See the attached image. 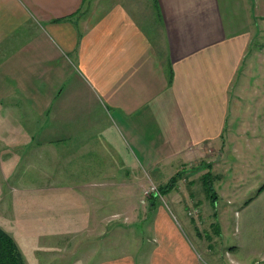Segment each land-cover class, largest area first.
<instances>
[{"label":"crops","instance_id":"obj_1","mask_svg":"<svg viewBox=\"0 0 264 264\" xmlns=\"http://www.w3.org/2000/svg\"><path fill=\"white\" fill-rule=\"evenodd\" d=\"M173 168L214 203L255 191L241 208L260 206L264 238V0H0V229L25 264L62 257L60 238L88 212L97 225L106 197L84 179L79 214L60 220L51 181L121 171L143 197L145 171ZM127 211L129 247L90 245L85 264H209L155 201Z\"/></svg>","mask_w":264,"mask_h":264},{"label":"rangeland","instance_id":"obj_2","mask_svg":"<svg viewBox=\"0 0 264 264\" xmlns=\"http://www.w3.org/2000/svg\"><path fill=\"white\" fill-rule=\"evenodd\" d=\"M47 132L49 138L48 148H53L56 144V139L52 129L47 130ZM130 157L131 154L128 158ZM130 165L131 167L127 169L129 171L134 170L132 163ZM231 165L225 166L223 175L226 173L231 174ZM234 167H238V164H234ZM174 169L172 172L174 173V175L172 174L173 176H175L176 171ZM149 172H144L143 182L139 179V182L135 181L133 185L138 186L139 184L140 186L142 182L141 187L144 190L149 184H153L159 191V187H165L169 183L167 179H154L151 176L152 173L150 172V174ZM197 172L199 173V169H197ZM187 173L185 171L181 175L183 178L178 180L179 182L174 186V191L170 194L167 192L166 195L159 191L160 197L158 195H149L148 200L151 202L155 201L156 204L158 203L159 206L167 210L169 216L179 224L183 233L186 234L192 250L202 259V262H208L209 264H236V262H233V257H235L239 259V264H264L263 216L260 206L254 205L241 208L248 199L253 197L255 191L252 192L253 194L250 193L245 196L236 195L233 202V196L223 194L217 200V203H214V194L212 195L213 199H210V194L206 193V191H200L199 185L195 188L193 187L192 190L188 187V183L185 181ZM138 174L137 172L133 173L136 177H138ZM115 176L116 178H97L94 180L93 176L83 178L84 175H81L79 178H75V181H70V178L66 180L57 179V182L51 181L53 184H47L48 187L53 186L52 189H47L51 191V194L59 193L62 197V201L60 200L59 202V206L62 208L60 220L62 213H67L66 209H71V212L75 213V215L79 214L80 204L78 197L84 190L82 186V180L84 179L89 180L88 183L94 182L88 186L94 189L91 193L95 197L96 195H105L106 197L100 198V204L105 206V210H111L110 216L106 215L99 201L97 202L96 209H93L97 225L88 223L90 221L89 212L82 220L79 216L76 217L74 221V236L60 238L63 241L61 245L64 250L63 256L46 260L49 262L48 264H65L67 262L85 264L89 255L90 245L92 251L96 250L98 252L100 248L105 247L107 252L113 255L119 252L122 243L124 245L128 244L129 247L130 240L135 236L136 228L133 230L127 227L130 226L129 222L133 220L127 210L135 202L140 203L148 200L142 197V192L140 193L139 188L130 186L126 189L123 188V180L117 179L122 176L121 171L117 172ZM147 176L148 178H146ZM45 181L46 183L49 182L48 179ZM214 186L216 185L214 184ZM117 192H121V194ZM217 194L220 197L218 191ZM110 198L111 201L109 200ZM171 198H173L172 201H170ZM55 208L53 207V210ZM86 208L91 209L88 206ZM144 209L140 208L138 211L142 213ZM106 213L108 212L106 211ZM148 219L149 221L151 220L147 216L143 221L148 223ZM108 221L111 224L107 229L103 224ZM122 221L125 223H121ZM1 222L7 226L6 222L2 220ZM15 225H17V222H15ZM36 226L41 228L38 222ZM105 228L108 234H104ZM138 228L142 230L140 224ZM89 236L95 237V239L91 240ZM125 237H127L126 240L128 242L123 239ZM29 239L30 241H36V238ZM55 239L49 240L48 245L54 246L56 244ZM133 242L134 239L132 244Z\"/></svg>","mask_w":264,"mask_h":264},{"label":"trees","instance_id":"obj_3","mask_svg":"<svg viewBox=\"0 0 264 264\" xmlns=\"http://www.w3.org/2000/svg\"><path fill=\"white\" fill-rule=\"evenodd\" d=\"M178 179L174 176L169 180V183L165 187H159L160 193H167L169 190L175 186ZM207 192L210 194V198L213 199V191L209 189ZM252 198H250L246 203L248 204ZM150 201V200H149ZM0 264H25L21 254L19 253L13 240L0 229Z\"/></svg>","mask_w":264,"mask_h":264},{"label":"built area","instance_id":"obj_4","mask_svg":"<svg viewBox=\"0 0 264 264\" xmlns=\"http://www.w3.org/2000/svg\"><path fill=\"white\" fill-rule=\"evenodd\" d=\"M149 195L152 196L158 195L160 197L159 191L157 190L156 186H154L153 184H149V186L143 190L144 199L148 200Z\"/></svg>","mask_w":264,"mask_h":264}]
</instances>
